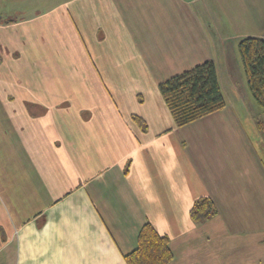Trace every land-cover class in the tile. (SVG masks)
<instances>
[{"label": "crops", "instance_id": "0c3cea01", "mask_svg": "<svg viewBox=\"0 0 264 264\" xmlns=\"http://www.w3.org/2000/svg\"><path fill=\"white\" fill-rule=\"evenodd\" d=\"M251 18L264 0H0V264H127L145 223L169 264H264V150L220 63ZM207 60L226 105L179 127L159 84Z\"/></svg>", "mask_w": 264, "mask_h": 264}, {"label": "trees", "instance_id": "16d2710c", "mask_svg": "<svg viewBox=\"0 0 264 264\" xmlns=\"http://www.w3.org/2000/svg\"><path fill=\"white\" fill-rule=\"evenodd\" d=\"M238 48L250 91L264 109V39L245 37ZM159 90L179 127L221 110L226 105L213 60L161 82ZM257 127L264 133V120H259ZM216 214V204L207 196L196 199L190 210L191 219L196 223ZM172 259L169 237L160 235L151 223L142 226L136 249L126 256L127 264H169Z\"/></svg>", "mask_w": 264, "mask_h": 264}, {"label": "rangeland", "instance_id": "374dc122", "mask_svg": "<svg viewBox=\"0 0 264 264\" xmlns=\"http://www.w3.org/2000/svg\"><path fill=\"white\" fill-rule=\"evenodd\" d=\"M248 24L250 31L256 30L255 34L252 35L253 37L264 39V35L261 33L262 30H264V26H257L256 21L252 18L249 20ZM238 45V41H235V39L232 41L228 39L227 45L225 47L226 53L220 63L222 64L223 68L227 69V66L230 67L235 81L238 82V89H232V91L237 96L235 101H237L239 111L244 114L247 128H249V131L257 141L259 149L262 151L264 150V133L257 127V122L259 120H264V109L253 97L250 91L246 74L242 68V61ZM228 92L231 93V88H228Z\"/></svg>", "mask_w": 264, "mask_h": 264}]
</instances>
